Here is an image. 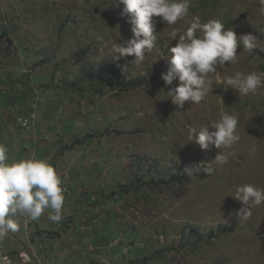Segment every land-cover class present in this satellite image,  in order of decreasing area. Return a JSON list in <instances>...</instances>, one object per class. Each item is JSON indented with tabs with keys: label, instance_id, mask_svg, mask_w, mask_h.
<instances>
[{
	"label": "rangeland",
	"instance_id": "rangeland-1",
	"mask_svg": "<svg viewBox=\"0 0 264 264\" xmlns=\"http://www.w3.org/2000/svg\"><path fill=\"white\" fill-rule=\"evenodd\" d=\"M189 3V15L176 25L155 18V48L133 64V56L116 59L112 52L132 36L119 0H0V127L10 128L0 144L12 146L9 163L31 157L48 162L62 179L64 197H72L62 210L68 204L75 221L107 228L114 244L94 242L98 256L85 264H264V204L241 221V204L230 196L246 183L264 189V86L242 96L217 82V75L264 71L261 57L238 46L236 63L209 74L212 92L182 108L166 97L178 81L165 86L160 78L175 45L168 39L172 28H185L193 16L218 19L238 36L257 35L256 48L264 52V35L256 30L264 17L258 0ZM93 64H117L138 84L119 90L90 80L84 70ZM222 112L238 117L236 144L202 150L195 133L190 141V129ZM219 151L223 163L214 161ZM197 165L201 170H185ZM171 174L184 178L169 182ZM14 219L23 229L33 224L24 216ZM48 220L41 224L47 227ZM37 230L45 246L56 236L52 229ZM70 231L62 234L67 248L78 240V228ZM96 246L106 247L104 253ZM24 248L4 237L0 264L2 252L19 261ZM42 261L67 263L59 255Z\"/></svg>",
	"mask_w": 264,
	"mask_h": 264
},
{
	"label": "clouds",
	"instance_id": "clouds-1",
	"mask_svg": "<svg viewBox=\"0 0 264 264\" xmlns=\"http://www.w3.org/2000/svg\"><path fill=\"white\" fill-rule=\"evenodd\" d=\"M119 4L123 6L121 15L127 16L132 36L114 44L112 52L118 54L116 59L133 56V64L142 63L146 51L155 48V18L159 17L169 26L176 25L189 15L190 7L189 0H119ZM258 4L259 15L264 17V0H258ZM256 30L264 35V26ZM168 39L175 41V45L168 49L167 70L160 78L165 86L178 81L166 93L178 108H182L185 102L200 104L213 90L209 74H217V68L225 66V62L236 63L238 46L242 45L245 51L252 53L258 42L257 35L238 36L233 28H225L220 20L202 22L199 16H193L183 29L172 28ZM217 82L225 91L230 88L246 96L264 86V71H236L224 77L217 75ZM237 128L238 117L222 112L218 120L190 129V141L195 133V143L202 150L210 147L230 149L241 138ZM255 150L253 146L249 155H254ZM225 160V154L219 151L214 161L223 163ZM197 168L201 170V165L185 170ZM203 170L211 171L205 167ZM61 183L53 166L45 160L31 157L9 163L8 148L0 144V240L18 231L19 225L14 219L17 215L35 221L48 209V219L59 222L65 199ZM230 196L241 204L236 214L241 221L252 215L254 207L264 204V189L250 183L236 186Z\"/></svg>",
	"mask_w": 264,
	"mask_h": 264
},
{
	"label": "crops",
	"instance_id": "crops-1",
	"mask_svg": "<svg viewBox=\"0 0 264 264\" xmlns=\"http://www.w3.org/2000/svg\"><path fill=\"white\" fill-rule=\"evenodd\" d=\"M2 133L1 135H6L9 133L10 128L7 126L0 127ZM26 142V140H25ZM30 143V141H29ZM12 146H7L8 151L11 150ZM22 160V159H19ZM16 160V161H19ZM61 179V177H59ZM62 180V179H61ZM66 183L70 182V176H66ZM65 183V184H66ZM67 185V184H66ZM67 201H71L72 197L70 195L65 196ZM82 201V200H81ZM81 201L78 202L81 204ZM67 204V203H66ZM68 206V204H67ZM67 206H64V210H62V219L59 222H52L51 220H48L49 223L47 227L43 226L41 224L42 219H44L50 210L46 209L44 214L41 215V217L35 221L30 220L33 224L28 225L26 228L24 227H18V231L14 233H10L14 239H17L21 241V244L24 247L27 248V250H23L19 252L18 258L19 261H21V258L26 260L27 262L23 264H47L45 261H42L43 255L46 256V258H52L54 259L56 255H59L62 258H65L67 263L64 264H85L86 260H91L93 257L98 256L97 251L92 249L94 246V242H97L98 240L105 241L103 244L104 246H108V244H114L112 241L107 237V228L105 229L102 227V230H95L96 228H93L91 224L85 223L82 219V221H75L73 210H70ZM73 220L74 223L68 222V220ZM74 228H78L77 232V242L76 244H73V246L67 248L65 245L62 244V234L66 231L74 230ZM37 229H52L56 232L55 238L45 244H42V238L39 236ZM36 232V234H33V232ZM71 233V231H70ZM118 236V234H117ZM118 239V237H116ZM43 245V246H41ZM32 247V248H31ZM42 247V249H41ZM97 247V246H96ZM95 247V248H96ZM106 247L99 246L97 247L98 250H100L101 254L104 253L103 249ZM76 250H75V249ZM25 249V248H24ZM4 253V252H3ZM12 258V257H11ZM14 259V258H13ZM16 260V259H15ZM17 261V260H16ZM83 262V263H82ZM21 263V262H20ZM61 263V262H60ZM49 264V263H48ZM63 264V263H62Z\"/></svg>",
	"mask_w": 264,
	"mask_h": 264
},
{
	"label": "trees",
	"instance_id": "trees-1",
	"mask_svg": "<svg viewBox=\"0 0 264 264\" xmlns=\"http://www.w3.org/2000/svg\"><path fill=\"white\" fill-rule=\"evenodd\" d=\"M253 54L261 57L262 62L260 65L261 70H264V52L258 48H255ZM86 78L96 81L102 85L108 86L110 88H115L119 90H128L134 86H137L135 80L126 79L125 75L121 72V67L117 64H110L107 66L103 65H91L85 70ZM169 182H181L184 178V175L180 174H171L168 176ZM194 234H197V231L192 230Z\"/></svg>",
	"mask_w": 264,
	"mask_h": 264
},
{
	"label": "built area",
	"instance_id": "built-area-1",
	"mask_svg": "<svg viewBox=\"0 0 264 264\" xmlns=\"http://www.w3.org/2000/svg\"><path fill=\"white\" fill-rule=\"evenodd\" d=\"M6 258V259H4ZM1 261L4 262V264H23L25 262H27L26 260L21 258V263L16 261L15 259L11 258L8 254L5 253H1Z\"/></svg>",
	"mask_w": 264,
	"mask_h": 264
}]
</instances>
